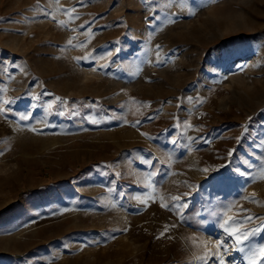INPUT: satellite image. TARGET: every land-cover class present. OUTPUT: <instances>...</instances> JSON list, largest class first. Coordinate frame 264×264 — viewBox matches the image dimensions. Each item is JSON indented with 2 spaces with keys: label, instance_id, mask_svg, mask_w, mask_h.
<instances>
[{
  "label": "rangeland",
  "instance_id": "1",
  "mask_svg": "<svg viewBox=\"0 0 264 264\" xmlns=\"http://www.w3.org/2000/svg\"><path fill=\"white\" fill-rule=\"evenodd\" d=\"M6 98L0 264H188L189 237L247 264L219 224L236 202L264 217L244 199L264 203V0H0Z\"/></svg>",
  "mask_w": 264,
  "mask_h": 264
},
{
  "label": "snow or ice",
  "instance_id": "2",
  "mask_svg": "<svg viewBox=\"0 0 264 264\" xmlns=\"http://www.w3.org/2000/svg\"><path fill=\"white\" fill-rule=\"evenodd\" d=\"M57 5H59V0H56ZM37 6H39V0H37ZM83 6V4L81 5ZM56 11H61L60 7H57ZM77 12V9L75 7L65 9L64 14L68 17V20H59L57 21L58 27H66L68 23H70L74 19H78L79 17L77 15H74V13ZM41 14L44 16L51 15L52 19H56L55 14H50L48 12H45L43 9H41ZM195 14L194 12L192 13ZM175 15V14H173ZM87 23V21L85 22ZM83 27V25H81ZM68 45L72 47H78L80 49H84L87 47L86 44L80 43V44H73L72 39L68 40ZM159 47V46H157ZM159 56V53H157ZM92 58L91 53H85L83 56L74 57V59L77 62H80L81 60L87 61ZM103 58V57H101ZM158 64L163 63V61H160L159 59L156 61ZM101 67H105V65H101ZM96 69H93L95 71ZM3 91L6 93L7 89H3ZM189 101H191L193 98L188 97ZM56 101H59L62 105L67 106L68 101L61 98V97H55V100L52 103L48 104V109L51 110L53 108V105ZM12 101L10 99H4L2 103H0V113L7 115L8 112L11 111V109H6L3 107V105L10 104ZM199 103H202L203 101H197ZM135 103V101H134ZM144 107H147V104L143 105ZM139 112V108L136 109V112L133 114ZM59 115H64V112H59ZM21 120H29L31 119V114H21L19 117ZM95 122V121H93ZM141 121L136 120L135 123L139 124ZM47 126V125H46ZM186 127H192L191 124H186ZM35 131V129H32ZM146 135V134H144ZM191 139V138H190ZM173 144L176 143L175 140L172 141ZM3 153H0L2 155ZM232 153L229 152V155ZM141 162L152 167L153 162L151 159L145 160L143 157L140 158ZM203 171H208V169H203ZM160 174V170H155L152 172H149L147 176L145 177L148 180V183L144 185V187L152 188L153 187V178ZM167 174V173H166ZM260 179H264V172L261 173ZM184 183H187L186 181ZM187 193H184L182 195H171L167 199L173 202L171 207H177L178 209L187 208L188 203L185 201L184 203H180V201L183 199L184 196H187ZM137 201L140 203H146L148 199H153L151 194H148L147 196H137L135 197ZM159 199L161 201V207L171 210V207L169 203L165 202V197L163 195L159 196ZM245 200H248L251 203H255L260 207H264V203L258 201L255 199V194L253 193L251 197H245ZM181 220L184 219L183 215L180 216ZM253 220L260 221V226L258 227H248L251 225ZM171 227H175V225H172ZM219 227L223 230V232L233 241V247L235 250L241 252L244 254V259L247 261V264H264V241L260 243H253L254 240H256L257 237H260L261 235H264V217L254 215L250 212V210L243 207L242 204L239 202L230 204L226 211L222 214V223L219 224ZM169 230V226L165 225V232ZM124 231H127V229H124ZM164 233H161V236H163ZM159 238V237H157ZM191 242L192 247L194 248H200L203 246V252L202 254H193V259L188 262V264H208V261L215 257L218 260V264H225L224 260V251H227V248L225 247L226 241L221 238H216L213 242L211 238L207 241L205 240H198L196 237H189L188 238ZM212 244V248L215 249V251H212L211 248L208 247V244ZM222 249L224 251H222Z\"/></svg>",
  "mask_w": 264,
  "mask_h": 264
}]
</instances>
